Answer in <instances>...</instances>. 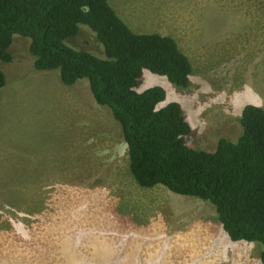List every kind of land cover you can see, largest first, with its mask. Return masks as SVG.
I'll use <instances>...</instances> for the list:
<instances>
[{
	"label": "rangeland",
	"instance_id": "rangeland-1",
	"mask_svg": "<svg viewBox=\"0 0 264 264\" xmlns=\"http://www.w3.org/2000/svg\"><path fill=\"white\" fill-rule=\"evenodd\" d=\"M109 4L135 32L172 36L189 56L188 87L148 70L137 87L163 86L161 106H183L188 144L238 140L245 104L264 107V0ZM29 43L16 35L13 60L0 61V264H263V245L232 241L210 201L138 185L110 107L86 79L35 70ZM67 43L105 57L85 24Z\"/></svg>",
	"mask_w": 264,
	"mask_h": 264
},
{
	"label": "trees",
	"instance_id": "trees-1",
	"mask_svg": "<svg viewBox=\"0 0 264 264\" xmlns=\"http://www.w3.org/2000/svg\"><path fill=\"white\" fill-rule=\"evenodd\" d=\"M83 24L96 33L105 57L67 43ZM16 35L29 38L35 70H58L67 85L87 79L97 103L110 107L138 185L210 201L231 240L264 247V107L244 106L238 140L221 137L214 150L190 146L193 128L183 106H161L163 86L137 90L145 70L188 87L189 56L172 36L135 32L109 0H0V61L13 60ZM7 82L0 68V89ZM260 257L264 263V248Z\"/></svg>",
	"mask_w": 264,
	"mask_h": 264
},
{
	"label": "clouds",
	"instance_id": "clouds-1",
	"mask_svg": "<svg viewBox=\"0 0 264 264\" xmlns=\"http://www.w3.org/2000/svg\"><path fill=\"white\" fill-rule=\"evenodd\" d=\"M141 81H142V79H141ZM140 84H141V82H140ZM140 84H139V85H140ZM247 103H248V102H247ZM247 103H246V104H247ZM246 104H245V105H246ZM194 197H195V196H194ZM197 198H198V197H197ZM222 228H223V227H222ZM227 235H228V234H227ZM229 238H230V237H229ZM232 241H233V240H232ZM236 242H238V241H236ZM245 242H248V241H245ZM260 253H261V251H260ZM259 257H260V256H259ZM260 260H261V257H260ZM261 262H262V260H261ZM262 263H263V262H262ZM263 264H264V263H263Z\"/></svg>",
	"mask_w": 264,
	"mask_h": 264
},
{
	"label": "crops",
	"instance_id": "crops-1",
	"mask_svg": "<svg viewBox=\"0 0 264 264\" xmlns=\"http://www.w3.org/2000/svg\"><path fill=\"white\" fill-rule=\"evenodd\" d=\"M86 80H87V79H86ZM87 85H88V86H87V87H85V89H86V88H88V90H89V84H88V80H87ZM89 93H90V91H89ZM94 100H95V99H94ZM95 102L97 103V101H95Z\"/></svg>",
	"mask_w": 264,
	"mask_h": 264
}]
</instances>
